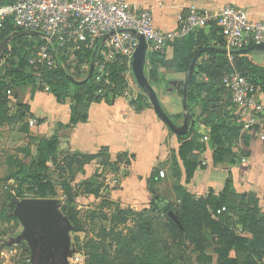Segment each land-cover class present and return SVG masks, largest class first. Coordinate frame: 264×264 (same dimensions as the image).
Returning <instances> with one entry per match:
<instances>
[{
    "label": "crops",
    "instance_id": "obj_1",
    "mask_svg": "<svg viewBox=\"0 0 264 264\" xmlns=\"http://www.w3.org/2000/svg\"><path fill=\"white\" fill-rule=\"evenodd\" d=\"M11 1L2 5L12 4L15 0ZM128 1L139 7L150 8L154 14L155 25L161 30L176 28L178 17L189 15L193 9L219 15L227 5L242 7L249 12L252 19L264 20V0ZM206 31L209 32V29ZM176 46V41H173L165 48L167 61L171 62L174 59ZM94 53V51L85 50L83 54H90V58L87 59L83 55L80 70H75L77 65L70 68V72L79 82L89 76L91 64L96 59ZM149 54L150 51L147 50L145 53V69L147 70L150 68L148 66ZM61 56L65 57L60 55V58ZM247 57L264 69V62L259 58ZM62 64H65L63 60ZM186 77L187 72L173 67L162 68L159 72L158 83L153 85L159 104L176 123L180 118L184 120L181 90H183ZM209 78L206 73H201L197 80L207 83ZM125 79L127 85L125 92L109 100L92 102L88 108L87 120L80 121L74 126L70 124L74 104L72 97L68 96L64 102L60 103L51 91L43 90L33 84L14 87L13 100L9 102V105L23 107L24 118L27 117V121L37 120L36 124L31 126V130L38 136L47 139L57 136L60 142L59 157L68 159L77 157L70 167L71 173L68 168L64 171V176L69 179L71 185L74 182L90 183L94 185L93 189H96L98 186V181L94 182L96 174L103 171V177L107 178L111 186L114 187L115 179L119 181L116 184L117 187L111 190L112 197L121 202L122 206L130 205L136 211H141L151 206L153 194L150 185L152 177L160 169H165L167 177L173 181L175 176L172 167L178 163L182 169V181L180 180L179 183L185 182V172L179 157L182 140L159 118L154 106L138 107L134 96L143 91L134 81L131 73L130 76H125ZM258 89L259 87H257L256 95L264 104V90L258 91ZM214 101L218 107L227 104L225 110L219 114L221 117L233 116L235 107L232 103L229 105L227 98L222 97L219 100L215 98ZM213 118L215 120L214 116ZM260 121L264 122V111ZM199 132L200 143L204 145V148L195 151L200 165L196 170L192 185L188 187L189 191L204 197L209 193V189L213 188L218 194L227 179L231 178L236 192L256 193L262 209L264 207V140L260 136L249 133L250 143L247 151L249 150L250 154L248 156L240 155L243 144L239 140L237 145H234V152L237 155L233 157V161L230 159L231 155L226 158V161L216 163L210 141V126L203 125ZM259 132L263 133L264 128L260 126ZM86 156H93V158L84 161L83 158ZM156 180L157 192L161 194L165 178L157 176ZM58 185L61 187L60 181ZM262 211L264 212L263 209Z\"/></svg>",
    "mask_w": 264,
    "mask_h": 264
},
{
    "label": "trees",
    "instance_id": "obj_2",
    "mask_svg": "<svg viewBox=\"0 0 264 264\" xmlns=\"http://www.w3.org/2000/svg\"><path fill=\"white\" fill-rule=\"evenodd\" d=\"M11 0H0V5L9 2ZM13 1V0H12ZM11 1V2H12ZM209 29V32L206 30ZM18 31L11 22H8L4 28L0 30V42L3 41L12 33ZM38 37V36H36ZM26 39L22 36L13 37L7 54L10 53L7 63L11 59L14 62L13 68H11L10 82L3 79L0 76V125L6 120L4 115V108L9 103L7 96L8 89L14 87H20L27 84H33L45 90L49 87L50 91L56 96L58 102H64V99L68 96L72 97L74 104L72 105V114L70 124L76 125L80 121H86L88 118V108L92 102H98L103 99L109 100L120 96L125 92L126 85V65L121 60L107 63V68L102 76L100 82L96 81V72L91 77L80 82L75 79V76L70 67L64 66L62 60L65 57L58 58V66L51 70H44L40 76L43 81H38V76L34 74L31 67L28 65V58L35 54L42 42L41 38L34 39L29 47L25 46ZM177 46L175 48L174 59L169 62L166 60L164 51L157 50L151 46L147 47L150 51L148 58L149 70H146V76L149 79L151 85L158 83L159 72L162 68L167 69L173 67L179 71L188 72L193 58L203 48L209 46L224 47L223 38L221 36V28L216 23H211L208 28L200 29L196 32H192L182 39L175 40ZM83 55L90 58V54L79 53V62L76 66V70H80L82 64L81 59ZM236 64L241 73L248 78L256 87H260L264 90V69L259 64H255L247 56L234 55ZM78 59V58H77ZM9 67L8 64L4 65V68ZM231 67L228 55L215 51H204L199 54L197 65L192 76L190 91H189V107L192 118L194 120L193 130L186 136H179L182 140V144L179 148V157L182 160V165L185 172V182L183 184L177 183L175 190L180 194L181 200L185 204L189 205V211L184 213V217H180L177 210L170 204L165 206L164 212L168 216L169 221L174 228L179 230L184 238H192V226L191 223L197 219L201 224L212 223L216 227V234H219L225 238L228 243L227 249H234L237 256L230 259L231 264H250V259H241L240 255L244 254L251 246L252 239L240 237L234 232L230 231L228 225L225 224L227 219L222 217L219 219L212 218V210H217L223 206L229 207L236 212V215L243 221L246 228L251 230L253 227L260 228L261 224L264 225V212L260 208L259 198L256 193H238L236 192L231 178H228L224 184L222 190L216 194L213 188L209 189V193L205 198H196V195L191 193L188 189L192 185L196 170L200 165L198 157L195 155V151L202 150L204 145L200 143V129L203 125L210 126V141L214 149V160L216 163L226 161L228 156L233 157L237 155L234 152V145H237L241 140L243 147L241 149V156H248L250 151V134L241 132V125L236 122V115L232 119L221 117L226 105L219 106L215 104L214 99H221L223 89L219 87L221 77L223 73ZM2 66H0V69ZM2 70V69H1ZM8 70V69H7ZM201 73H206L210 78L209 82H198L197 78ZM109 81V83H107ZM183 93V90H181ZM229 105H232L230 96L227 97ZM139 108L153 107L150 99L146 94L140 92L135 102ZM161 106V105H160ZM162 107V106H161ZM233 109V108H232ZM215 117V120L213 118ZM220 116V117H219ZM261 115L258 117L260 121ZM13 120V118H11ZM15 121V120H14ZM260 129V126L257 125ZM192 135V137H191ZM39 142L37 146L36 156L30 157L29 160L24 162V165H19V170L16 172L15 177H21V182L17 188V194L14 198V203H18V198H51L57 191L55 183L48 177L49 163L54 161L58 155L59 139L57 136H53L49 139L39 136ZM93 158V156H86L84 161ZM77 157H70L68 159L69 166L71 167ZM174 176L181 177L182 169L178 163H175L172 167ZM65 169L63 170V172ZM21 175V176H20ZM160 178L159 171L152 177V184L150 189L153 194L151 206L148 209H143L139 213V217L143 222L144 236L150 238L152 231H149L151 227L153 217L150 214H155L158 208V204L161 200L166 199L159 192H157L156 177ZM62 188L71 194L72 186L67 178H63L60 181ZM67 195V193H66ZM167 203V202H166ZM173 210L176 212L182 228L173 222L168 212ZM155 212V213H154ZM59 225L63 226L66 231L70 229L68 220L64 217L59 222ZM200 225V224H199ZM264 230V228H262ZM35 239L37 243L33 246L32 255L34 260L38 264H67L64 257V246L58 245L54 248L48 244L47 239L42 232L39 225L35 228ZM19 240L24 239V234H20ZM256 241L261 242L255 245L256 251L263 249L264 244V231H261L256 235ZM260 255V254H258ZM150 259L144 261L143 264H158L160 260L156 253L150 255ZM251 258V257H250ZM246 260V261H244ZM153 262V263H152ZM163 264H170L164 262Z\"/></svg>",
    "mask_w": 264,
    "mask_h": 264
},
{
    "label": "rangeland",
    "instance_id": "obj_3",
    "mask_svg": "<svg viewBox=\"0 0 264 264\" xmlns=\"http://www.w3.org/2000/svg\"><path fill=\"white\" fill-rule=\"evenodd\" d=\"M11 36L6 47L3 48L2 41L0 42V66H2L0 76L7 82L11 81V68L15 64L11 59L8 63L6 61L10 56L7 51L11 48L12 38L22 36L26 39L24 41L26 47L31 46L34 39L40 40L37 35L23 31H16ZM65 58L63 62L67 64L69 57L66 55ZM228 60L231 67L235 64L236 69L241 72L237 67L236 59L231 60L228 55ZM7 64L9 67L5 69L4 65ZM77 64L78 59L71 63L70 68H74ZM222 77L218 86L223 89L222 97L227 98L230 94L222 86ZM9 89H11L9 102H12L15 90L11 87ZM260 89L259 87L258 91ZM23 109L16 105L10 106L8 103L3 110L6 120L0 125V264H38L32 255L33 242L27 240V236L19 240L18 236L24 232V226L15 214L18 203H14V198L21 182V177L16 178L15 174L19 170V165H24L23 163L30 157L36 156L40 138L31 130L30 122L27 121V117L24 118ZM233 116L228 118L232 119ZM177 123L182 124L183 118L177 120ZM255 134L261 136L262 132L258 129ZM68 164V158L57 155L56 159L49 163L48 170V177L55 183V188L58 187L57 193L51 198L56 201L61 214L70 224V229L67 231L68 240L64 246L67 264H143L145 260H151L150 255L153 253L160 258L158 264L164 262L231 264L229 260L237 256L234 249L226 248L229 242L215 233L216 227L212 223L201 224V221L195 219L191 223L192 238H184L183 234L171 225L164 212L166 204L173 206L180 217H184V213L187 214L189 211V205L181 200L180 194L175 190V185L182 181V177H175L173 181L167 177V173L163 177L165 180L161 194L166 199L159 202L155 214H150L153 223L148 230L152 231V235L150 238H145L143 222L139 217L140 211H136L130 205L122 206L121 202L111 195V190L117 187L118 180L114 183V187L111 186L107 178L103 177L101 170L102 173L96 174L95 179L98 181L96 189H93L94 185L90 183L74 182L71 185L73 188L71 197L70 193L58 185L65 177L63 170L68 168L70 173L72 171ZM206 196L196 195V198ZM18 199V202L23 200ZM262 209L264 210V207ZM210 210L213 219L220 220L222 217L227 219L225 224L230 231L248 240L252 239L253 244L240 255V258H249L250 264H264V244H262L263 249H258V252L255 248L257 243L261 244L256 241V235L264 231L262 229L264 225L261 224L259 229L253 227L249 230L231 208L227 207L222 213H217L218 209L214 211L210 208Z\"/></svg>",
    "mask_w": 264,
    "mask_h": 264
},
{
    "label": "built area",
    "instance_id": "obj_4",
    "mask_svg": "<svg viewBox=\"0 0 264 264\" xmlns=\"http://www.w3.org/2000/svg\"><path fill=\"white\" fill-rule=\"evenodd\" d=\"M8 22L18 31L41 38L43 43L28 58V65L39 82L43 81L40 76L44 70L58 66L60 55L69 57L68 65L64 66L70 67L85 50L96 54L97 82L102 80L107 63L117 60L125 63L126 76H130L132 59L140 42L137 33L145 38L147 47L164 51L170 42L216 23L229 51L264 44V20H254L246 9L233 5H227L219 15L193 9L189 15L178 17L176 28L161 30L155 25L150 8L139 7L128 0H15L0 6V30ZM229 56L233 60L234 55ZM222 86L235 106L241 132L256 135L257 125L264 128V122H258L264 104L256 95L257 87L236 69L235 64L224 72ZM45 90L50 91L49 87ZM10 92L8 89V95ZM36 122L32 119L30 125ZM260 137L264 140V133ZM159 175L165 177L166 170L160 169ZM224 211L225 206L217 213Z\"/></svg>",
    "mask_w": 264,
    "mask_h": 264
},
{
    "label": "water",
    "instance_id": "obj_5",
    "mask_svg": "<svg viewBox=\"0 0 264 264\" xmlns=\"http://www.w3.org/2000/svg\"><path fill=\"white\" fill-rule=\"evenodd\" d=\"M29 33V32H28ZM134 33H136L134 31ZM139 46L137 47L134 59L132 61V77L137 83L139 88L145 93L151 103L154 106L159 118L164 121L167 126L178 136H186L192 130L194 126V120L192 118L190 107H189V91L193 73L196 68V64L199 58V54L204 51H215L223 54L229 55H247L252 57L259 58L264 62V44H254L243 49L239 50H228L222 47L209 46L203 48L200 52L196 54L193 58L192 63L187 72V77L183 87V107H184V120L182 124H177L171 116L166 113V111L160 106L157 98V93L154 87L151 85L149 79L145 74V53L147 51V43L145 38L138 34ZM12 36L6 37L1 46L4 48L7 46L9 40ZM94 71V63L91 64L89 76L91 77ZM96 183V180H94ZM15 214L19 217L24 226V236H27V232L30 227H33L35 224L39 225L42 232L44 233L48 244L52 241L60 242L62 239L67 243L68 232L61 225H57V222L60 221L64 216L61 214L56 201L52 198H25L18 202ZM170 219L178 224L182 228L180 220L173 210L168 212ZM27 240L33 242V245L36 242V239L33 235L27 236Z\"/></svg>",
    "mask_w": 264,
    "mask_h": 264
},
{
    "label": "flooded vegetation",
    "instance_id": "obj_6",
    "mask_svg": "<svg viewBox=\"0 0 264 264\" xmlns=\"http://www.w3.org/2000/svg\"><path fill=\"white\" fill-rule=\"evenodd\" d=\"M59 222V221H58ZM58 222H57V225H59L58 224ZM36 226H37V224H35L33 227H30V229L28 230V232H27V236H30V235H33L34 237H35V228H36ZM37 243V241L35 242V244ZM34 244V245H35ZM52 247H54V248H56V247H58V245H62V246H65L66 245V242H65V240H61L60 242H57V241H52V242H50L49 243ZM33 245V246H34Z\"/></svg>",
    "mask_w": 264,
    "mask_h": 264
}]
</instances>
